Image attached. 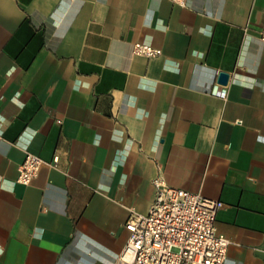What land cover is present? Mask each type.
<instances>
[{
	"label": "crops",
	"instance_id": "obj_1",
	"mask_svg": "<svg viewBox=\"0 0 264 264\" xmlns=\"http://www.w3.org/2000/svg\"><path fill=\"white\" fill-rule=\"evenodd\" d=\"M262 29L264 0H0V264H117L155 177L264 264Z\"/></svg>",
	"mask_w": 264,
	"mask_h": 264
},
{
	"label": "built area",
	"instance_id": "obj_2",
	"mask_svg": "<svg viewBox=\"0 0 264 264\" xmlns=\"http://www.w3.org/2000/svg\"><path fill=\"white\" fill-rule=\"evenodd\" d=\"M171 1L181 5L185 0ZM259 39L264 41V29ZM133 53L149 58L159 51L136 43ZM225 94L218 91L220 97ZM2 127L0 119V143ZM43 163L38 156L27 154L17 183L29 185ZM152 184L155 195L148 212L131 213L124 223L128 237L117 264H224L230 242L218 234L215 224L223 203L172 187L162 177H155Z\"/></svg>",
	"mask_w": 264,
	"mask_h": 264
},
{
	"label": "water",
	"instance_id": "obj_3",
	"mask_svg": "<svg viewBox=\"0 0 264 264\" xmlns=\"http://www.w3.org/2000/svg\"><path fill=\"white\" fill-rule=\"evenodd\" d=\"M227 80H228V74L227 73L220 72L218 74V83L219 84L224 85L227 83Z\"/></svg>",
	"mask_w": 264,
	"mask_h": 264
}]
</instances>
